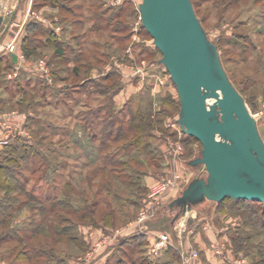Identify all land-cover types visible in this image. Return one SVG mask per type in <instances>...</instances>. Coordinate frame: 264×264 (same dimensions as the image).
<instances>
[{
    "label": "rangeland",
    "instance_id": "1",
    "mask_svg": "<svg viewBox=\"0 0 264 264\" xmlns=\"http://www.w3.org/2000/svg\"><path fill=\"white\" fill-rule=\"evenodd\" d=\"M55 1L56 4L53 5L50 0L46 3L43 0H20L17 9L22 13V18L26 17L22 24L23 38L27 34L25 28L29 24V20H33L31 13L34 12L42 18L41 21L36 20L42 28L54 30L55 37L67 44L66 53L70 60L82 52V54H86L85 59L95 63L96 67L93 69L94 71L84 75L80 80L69 78L65 82H53L50 86L56 85L58 89L49 88L50 90L45 92L42 90L43 85L35 80L34 75L25 71L27 76L21 79V86L28 96L27 99L32 98L34 108L20 113L27 117L31 116L32 122L27 129L33 139L31 140L32 144L34 143L40 154H45L49 158V166L47 165L46 169H39V172L34 176L25 173L27 182L23 184L26 189L31 190L34 186L38 187V193L54 194L55 186L61 189L67 180L82 181L84 178L77 176L79 172L85 177L94 169V166H97L96 162H92L88 167L85 166L87 163V156L83 155L86 151L85 142L81 140L79 143L78 140L74 143L71 136L75 131L77 139H82V128L87 126L86 124L89 127V123L93 121L100 123L103 113L95 114L97 116H94L92 121L87 114L88 108H98L107 100H111L113 95L111 101H113L112 107L115 111L122 110L124 106L127 107L125 105L127 102H130L132 108L135 109L141 104V99L143 104L149 100L153 102L151 105L153 113L161 111L159 117L155 118L156 121L158 118L160 119L161 127H154L148 132L146 139L149 148L145 152H149L150 157L140 168V170L155 173L152 183L146 187V198H144L146 200L141 201V206L138 209L133 208L131 203L138 198V193H136L138 189L136 188L141 184L136 176L124 177L126 186L116 183L117 189L114 190L112 187L109 190L110 197H105V190L101 192L102 202H109L111 208L113 206L118 208L116 209L118 213L122 212V215L118 214L116 225L113 228H105L101 225L84 223L85 225L79 224L74 233H69L76 237V245H70L67 249V256L61 255L66 258V264H91L90 260L93 256L91 255L90 240L95 230L100 229L104 235L110 233L111 230L115 232L125 227L129 222L137 220L139 213L143 210H149L153 214L146 224L148 230L156 232L155 235L164 232L174 235L171 218L166 214L165 209L189 179L200 173L201 166L190 168L186 166L185 162L196 157L202 147L193 138L185 136L178 127L177 101L179 99L168 73L157 64L161 54L153 46L152 38L141 26L138 5L142 0ZM197 4V17L202 21L209 39L217 46L235 88L240 91L248 110L256 120L258 132L264 142V0H197ZM76 5L81 6L76 7ZM71 7L73 15L67 12ZM10 9L12 8L8 10ZM95 10L99 15L103 14L104 17L98 21L95 27H92V22L95 20L92 15ZM64 19H66V23ZM80 20L81 23H78ZM72 21L75 25L71 24ZM39 38L44 41V36ZM41 52L48 54V49L44 48ZM39 59L43 58L40 57L36 60ZM52 68L55 67L52 66ZM72 68L71 65V70ZM66 73L67 71L65 74L60 72V75L68 76ZM106 77L110 78V81L106 82ZM108 83V88L113 86V90L109 92L110 96H96L94 92L98 87L101 88ZM84 84V88L79 87ZM77 86L80 91L74 90ZM21 96L20 93L13 94L0 90L2 98L20 99ZM143 108L146 109V106ZM11 110H17V108L14 107ZM5 111H9V109ZM124 115L122 112L119 117L123 118ZM131 136L132 133L126 132L123 137L130 138ZM99 139L95 140L92 153L96 152ZM123 142L119 141L116 145H110V148L105 152L113 154L115 148L121 149ZM81 152L84 153L81 154ZM122 154L123 152L119 150L117 157ZM2 156L4 158L5 155ZM125 159L127 158H123V160ZM3 161L5 160L3 159ZM61 163L62 166L58 168ZM135 168L136 166H128L123 169L120 167L119 172L133 173ZM54 169H57L58 173L51 175V170ZM41 175H45V178L40 180ZM98 179L100 180L99 177ZM169 180L172 181V187L170 186L169 190L158 195L155 200L148 198L151 186ZM105 182L107 183V181ZM83 188H86L87 198L89 197L91 201L94 197V189L88 188L86 181L80 187L81 190ZM171 190L174 192L171 193ZM83 197L86 198V195L84 194ZM77 204L78 206L83 205L80 199ZM102 206L103 204H101ZM246 206L247 204L233 205L226 202L218 210L217 203L207 202L193 213L197 215L198 219L207 218L215 229L214 232L203 229L204 232L208 231L213 234V239H210V242L215 237L223 240L228 246L232 258H243L248 264H254L256 255L251 249H248V246H256L262 242L264 233L259 229H250L246 225L244 213ZM29 214V209H26L19 218L13 220V229L18 230L23 227L27 223ZM124 214H127L128 217L123 216ZM224 228L227 229L221 232V229ZM236 230L245 231L251 235L248 245L242 244L239 247L231 241V238L235 237ZM173 240L175 243L177 242L174 237ZM119 243L116 244L115 249L118 248ZM189 243L198 250L199 258L195 263L200 264L203 251L191 242V238H189ZM12 245L11 242L1 246L0 264L12 261V259H1V252ZM103 249L105 248L103 247ZM139 252L132 254V256L134 255L132 258L140 259L142 253ZM145 255L150 260L156 259L147 254V248ZM93 261L94 258L92 263ZM179 264H182L180 259Z\"/></svg>",
    "mask_w": 264,
    "mask_h": 264
},
{
    "label": "trees",
    "instance_id": "2",
    "mask_svg": "<svg viewBox=\"0 0 264 264\" xmlns=\"http://www.w3.org/2000/svg\"><path fill=\"white\" fill-rule=\"evenodd\" d=\"M47 1L49 0H43L45 3ZM190 1L197 16V0ZM50 2L53 5L56 4L55 0H50ZM80 6L81 5H76V7ZM67 12L73 15V8L71 7ZM92 16H94L95 19L92 22V27H95L98 21L104 17L103 14L99 15L96 10L93 12ZM107 20H109L108 17ZM199 21L203 27L202 21L200 19ZM64 22H67L66 19H64ZM78 23H81V20L78 21ZM71 24L75 25L74 21H72ZM40 25L41 24L37 21L29 20V24L25 28L27 34L21 42V50L27 59L36 60L42 56V48L51 46L54 49V55L51 63L48 65L50 76L54 83L65 82L69 78L80 80L84 75H88L93 71L96 65L85 59V53L82 54V52H80L82 55L80 54L70 60L66 53L68 49L67 44L55 37L54 30L44 29ZM203 29L205 30L204 27ZM42 36H44V41L39 38ZM220 60L228 79L234 86L233 80L228 74L221 57ZM70 63L73 67L72 70L71 67L68 66ZM52 66L55 68H52ZM11 67L12 59L10 56L6 60L3 57L0 58V90L12 92L13 94L20 93L23 97L21 96L18 100L13 97H7L5 101H3L4 98L0 97V111H5L7 109L11 110L16 107L19 112H27L29 108H34L32 104L33 101L31 100L32 98L27 99L28 96L22 90L23 87L21 86V79L27 75L24 71L15 79L8 80L5 78V74ZM66 71L68 76L64 77L60 75V72L65 74ZM29 79L32 80L31 78ZM35 80L43 85L42 90L44 92L50 90L49 88L54 90L58 89L56 85L50 86L46 84L40 77L35 78ZM105 81H110V78L106 77ZM108 85L109 83L99 88L96 84L98 89L94 92L95 95L98 97L110 96L109 92L113 90V86L112 88H108ZM79 87L84 88L85 84ZM65 88H67L66 85ZM80 88L77 86L74 90L80 91ZM238 92L241 95L240 91ZM112 99L113 95L111 100ZM111 100H107V102L98 106V108H88L87 114L92 121L95 114L99 115L103 113V117L100 119V123H94L93 121L89 123V127L88 124H86L87 126L82 128V139H77L78 137L75 131L73 132L74 134L71 135L74 143L78 140L79 143L81 140L85 142L84 148L86 147V151L85 153L81 152V154L84 153V157L87 156V163L85 166L88 167L92 162L97 163V166H94V169L85 177L79 172L78 176L84 178L79 184L74 185L72 181L67 180L61 189L55 186L54 194H50L49 192L38 193V187L36 188L34 186L31 190H27L25 184H23L27 182L25 173L34 176L39 172V169H46L49 164L48 156L39 153L34 143L32 144L31 140L33 139L26 140L18 136L10 139L0 150V249L4 243H13L11 247L1 252V259H12V261L7 264H66V258L61 255L67 256V249H69L70 245H76V237L69 233H74L79 224L85 225L87 223H92L95 226L101 225L105 228H113L116 225L118 214L122 215V212L118 213L116 210L118 208L113 206L111 208L109 202H102L101 192L105 190V197H110L109 190H111L112 187L116 190V183L122 184L124 187L126 186L124 177L136 176V179L139 180L141 185H138L136 188L138 189L136 192L138 193V198L132 201L131 205L135 209L141 206V200L147 191L143 182L144 176L149 173V171L140 170L146 159L150 157L149 152H145V150L149 148V143L146 139L149 131L156 126L159 128L161 127L160 119L158 118L157 121L155 120V118L159 117L161 111L159 110L153 113L151 109L153 102L149 100L148 102L145 101V104H143L142 99L140 100L141 104L135 109L132 108L130 102H127L125 103L127 107L124 106L122 110L115 111L112 107L113 101ZM143 106H146V109H144ZM177 106L178 115L180 108L179 100L177 101ZM122 112L126 115V118H124L125 115L122 116L123 118L119 117ZM31 122L32 119L29 115L27 117L28 127H30ZM126 132L132 133V136L130 138H124L123 136ZM31 133L33 132L31 131ZM98 138H100L98 140V146L96 152H93L95 154H93L94 142ZM119 141H124L121 144V149L115 148L113 154L105 152L110 148V145H116ZM119 150H121L123 154L117 157ZM2 155H5L4 158ZM123 158L127 159L123 160ZM3 159L5 161H3ZM61 166L62 163L59 164L58 168ZM128 166H136L133 173L119 172L120 167L123 169ZM57 169L51 170V175L58 173ZM40 177L39 179L41 180L45 178V175H41ZM84 181H86L88 188L94 189V197L91 201L89 197L87 198V193L85 192L86 188L80 189ZM105 181H107L108 184ZM109 182H111V184H109ZM84 194L87 199L83 197ZM114 197L116 198V196ZM74 199H77V201L80 199L83 205L78 206L77 201H74ZM226 202H230L233 205L240 203L247 204L244 212L246 225H248L250 229H259L264 233V203L248 200L234 201L226 198L217 203V209L219 210L223 207V204ZM101 204H103L102 207ZM26 209H29L30 213L27 217V223L18 230L13 229L12 221L19 218ZM123 216L126 218L128 217L127 214ZM250 238L251 235H249L248 232L236 230L235 237L231 238V241L240 247L242 244L248 245ZM119 242L116 252L109 257L106 264H179V256L175 249L171 247L164 251L162 257L160 256L152 260L148 259L145 255L144 236H130L121 239ZM248 249H251L256 255L254 264H264V240L256 246L249 245ZM136 252L143 254H141L140 259L132 258L134 256H132V254ZM203 260L204 257H200V261L203 262ZM203 263L206 264L205 262Z\"/></svg>",
    "mask_w": 264,
    "mask_h": 264
},
{
    "label": "water",
    "instance_id": "3",
    "mask_svg": "<svg viewBox=\"0 0 264 264\" xmlns=\"http://www.w3.org/2000/svg\"><path fill=\"white\" fill-rule=\"evenodd\" d=\"M14 2L18 5L20 0ZM4 8L1 4L0 10ZM138 10L142 27L161 54L157 64L174 84L179 129L202 147L185 162L190 168L201 166L200 173L167 204L171 224L207 202L229 198L264 203V142L191 1L142 0ZM5 20L0 15V26Z\"/></svg>",
    "mask_w": 264,
    "mask_h": 264
},
{
    "label": "built area",
    "instance_id": "4",
    "mask_svg": "<svg viewBox=\"0 0 264 264\" xmlns=\"http://www.w3.org/2000/svg\"><path fill=\"white\" fill-rule=\"evenodd\" d=\"M31 18L34 21H41L42 19L34 12L31 13ZM42 21L44 22L45 20L43 19ZM6 50L9 54L15 55L16 57L15 62L12 63L11 69L6 74L8 80L15 79L21 72L29 71L42 78L46 84L52 85L53 81L50 76V70L44 59H27L24 56L21 47H19L17 39L8 44ZM26 123L27 115L20 113L17 110L0 111V150L14 137L18 136L28 140L31 139ZM171 183L172 181L169 180L154 184L149 188L148 198L155 200L158 195L169 190L170 186L172 187ZM151 217H153V214L150 213L149 210H143L139 213L136 221L137 223L142 224ZM188 220H192V223L189 224ZM172 225L174 235L166 232L155 235L152 241L147 245L148 254L152 258H158L164 250L171 247L179 253L182 264H194L199 258V252L191 243H189V238L194 234L198 227V218L196 217V214L192 213L186 215V217ZM203 229L210 230L211 232H214L215 230L208 222H205ZM226 229L227 228L221 229V232ZM120 232L121 230H117L114 233L117 235L120 234ZM173 237L174 239H177L176 243L174 242ZM209 247L213 256L220 260L219 264H248L243 258H232L229 253L230 250L223 240H219L215 237L214 240L210 242ZM218 262L219 261H217V263Z\"/></svg>",
    "mask_w": 264,
    "mask_h": 264
},
{
    "label": "crops",
    "instance_id": "5",
    "mask_svg": "<svg viewBox=\"0 0 264 264\" xmlns=\"http://www.w3.org/2000/svg\"><path fill=\"white\" fill-rule=\"evenodd\" d=\"M6 3V4H5ZM11 3V4H10ZM4 4L5 9L3 11L0 10V15L6 18L5 22L2 23L0 26V58L3 57L5 60L9 58V56L12 59V55L7 53L6 46L13 42V40L17 39V42L19 44V47H21V42L23 39L22 35V24L25 22L26 17L23 19L22 18V13L17 9L16 3L11 1V0H0V5ZM12 5V6H11ZM9 8H12L8 10ZM29 8V7H28ZM48 8V7H47ZM50 10V9H49ZM10 11V13H9ZM11 17V22L8 24V20ZM16 29V30H14ZM44 49V48H42ZM45 49H48V54H45L46 52H43L42 58L46 61V64L49 68V63H51V60L54 55V49L51 46L45 47ZM42 53V52H41ZM40 58V57H39ZM13 63V60H12ZM72 64L68 65L71 67ZM50 70V69H49ZM94 71V70H93ZM8 71L6 72V74ZM5 74V78H6ZM34 75V74H33ZM34 78H38L39 76L34 75ZM7 79V78H6ZM6 99L4 98L3 101ZM18 100V99H16ZM27 125V123H26ZM28 128V126H27ZM78 176V175H77ZM79 177V176H78ZM155 177V173L149 172L146 176H144V185L146 187L149 186L150 183H152V179ZM71 181V180H70ZM74 185L79 184L80 180L77 179V182L72 181ZM171 193L174 192L173 190L170 191ZM145 195L143 196L141 201H145L146 199ZM148 199V198H147ZM149 206L151 204H148ZM197 217V215H196ZM150 219H147L145 222L142 224L137 223L136 219L133 220L132 222H129L125 227L118 229L121 230L120 234H115L112 230L110 233H106V235L103 234L100 229H96L95 232L93 233V237L90 240L91 243V255L94 258V261L92 263V260H90L91 264H105L107 263L109 257L116 252L115 246L116 244L119 243V241L123 238H127L130 236H144L145 237V245L144 249L147 248V244L152 241L154 238L156 232H153L152 230H148V226L146 224L148 223ZM205 222L210 223L207 218H199L198 219V227L196 228L194 234L190 237L191 242L195 243V246L197 245L198 248L203 251L201 252V257H204L203 262L206 264H219L220 260L218 258L213 256L212 251L209 249V242L210 239H213L212 235L208 231L204 232L203 231V225ZM153 235V236H152ZM209 237V239H208ZM96 238V239H94ZM103 247L105 249H103ZM165 251V250H164ZM164 251L161 253V257L163 256ZM177 252V251H176ZM105 253V254H104ZM148 254V251H147ZM178 254V253H177ZM101 256V257H100ZM159 256V257H160ZM179 259L180 255L178 254ZM181 260V259H180ZM217 261H219L217 263ZM200 263L204 264V263Z\"/></svg>",
    "mask_w": 264,
    "mask_h": 264
}]
</instances>
